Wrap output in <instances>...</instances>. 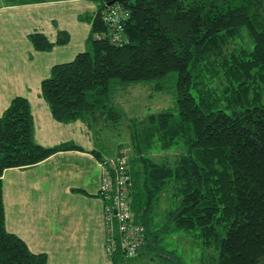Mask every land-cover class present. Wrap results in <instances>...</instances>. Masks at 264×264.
<instances>
[{
	"label": "trees",
	"instance_id": "obj_1",
	"mask_svg": "<svg viewBox=\"0 0 264 264\" xmlns=\"http://www.w3.org/2000/svg\"><path fill=\"white\" fill-rule=\"evenodd\" d=\"M97 1L93 13L79 16L90 26L88 49L51 65L40 80L52 118L79 119L91 131L115 126L126 117L115 96L141 81L159 89L168 79L174 96L170 107L126 117L128 207L143 242L127 258L117 240L112 253L103 244L111 264H131L142 253L185 264L163 244L178 231L214 251L207 264H264V0ZM108 4L126 12L121 45L108 39L100 17ZM28 39L35 50H48L66 43L68 34L58 30L50 42L31 32ZM71 148L78 147L36 143L27 100H9L0 115V174ZM172 148L178 152L171 162L152 159L154 151ZM166 190L169 206L157 219ZM0 264H46L44 253L31 252L4 228L1 179Z\"/></svg>",
	"mask_w": 264,
	"mask_h": 264
},
{
	"label": "crops",
	"instance_id": "obj_2",
	"mask_svg": "<svg viewBox=\"0 0 264 264\" xmlns=\"http://www.w3.org/2000/svg\"><path fill=\"white\" fill-rule=\"evenodd\" d=\"M78 1L3 4L10 7L0 11L20 9L26 13L28 28L14 22L13 31L27 39L29 33L40 32L54 42L56 35L49 39L39 27L43 23L40 9ZM46 25L49 31L53 30L49 21ZM89 28L88 23V33ZM58 30L67 32L68 42V31ZM29 44L13 56L0 41V115L12 97L23 96L29 104L36 143L54 146L69 142L78 148L56 151L32 165L2 170L4 228L18 236L31 252L44 253L46 264H111L103 248L105 231L98 182L104 159L114 155L115 149L110 155L98 150V145L90 142L92 137L86 135L89 129L83 122L52 118L40 95L39 83L50 69L48 53L56 44L48 50H35L30 41Z\"/></svg>",
	"mask_w": 264,
	"mask_h": 264
},
{
	"label": "rangeland",
	"instance_id": "obj_3",
	"mask_svg": "<svg viewBox=\"0 0 264 264\" xmlns=\"http://www.w3.org/2000/svg\"><path fill=\"white\" fill-rule=\"evenodd\" d=\"M97 0H79L76 3L50 5L44 6L40 9L43 13V23L39 27L46 33L49 39H54L58 29H65L70 35L68 42L64 44H56L48 53L51 65L71 60L77 52L88 49V44L85 42L88 33V22L80 19L79 16L93 12L97 6ZM10 7L4 6L0 1V8ZM26 13L20 9H7L0 11V41L3 47L12 52L13 56H18L25 50L26 46H30L29 41L23 34L19 35L13 31V24L21 23L20 27H26ZM49 21V27L53 29L49 31L46 25ZM45 23V24H44ZM83 28L82 29H80ZM28 28V27H26ZM234 42H237L234 40ZM237 44V43H236ZM235 43H231L230 47H235ZM50 65V66H51ZM50 75V69L44 78ZM156 84L151 81H141L131 84L126 89L119 90L120 95L115 96V100L126 117L142 116L148 112H155L165 107L173 105V92L170 81L167 79L161 82L162 87L157 89ZM40 89V88H39ZM261 103L264 105V96L261 98ZM116 104V103H115ZM126 117L115 126H105V128L96 131L86 130V135L92 137L90 142L98 145V150H101L106 155H110L115 149V153L104 161H113L118 151L121 148H127L126 158L128 154V135L129 130L127 127ZM78 124L82 121L76 119ZM96 128V127H95ZM76 133V132H75ZM78 135V133H76ZM121 143V147L116 145ZM178 151L169 149L167 151H154L151 153L154 161L171 162L173 155ZM169 191H163L158 201L156 208L157 219H159L164 210L169 206ZM164 247L172 248L180 256L185 264H207L209 256L214 255V251L209 247H203L198 239H195L192 234L182 233L181 231L175 232L163 240ZM87 259L92 260L91 256ZM131 264H165L158 262L156 259H150L149 255L142 253Z\"/></svg>",
	"mask_w": 264,
	"mask_h": 264
},
{
	"label": "built area",
	"instance_id": "obj_4",
	"mask_svg": "<svg viewBox=\"0 0 264 264\" xmlns=\"http://www.w3.org/2000/svg\"><path fill=\"white\" fill-rule=\"evenodd\" d=\"M126 12L117 4H108L100 11L108 26V39L115 45L124 42L121 22ZM127 148H121L113 161H104L99 175L98 196L102 201L104 246L112 253L116 240L124 258L134 256L143 242V228L131 219L128 207L129 176L125 171Z\"/></svg>",
	"mask_w": 264,
	"mask_h": 264
}]
</instances>
